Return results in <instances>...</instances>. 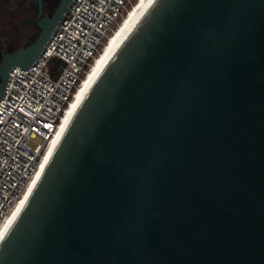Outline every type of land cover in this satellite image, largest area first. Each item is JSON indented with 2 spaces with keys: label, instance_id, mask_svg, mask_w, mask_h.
Here are the masks:
<instances>
[{
  "label": "water",
  "instance_id": "1",
  "mask_svg": "<svg viewBox=\"0 0 264 264\" xmlns=\"http://www.w3.org/2000/svg\"><path fill=\"white\" fill-rule=\"evenodd\" d=\"M72 1L3 55L0 98ZM0 264H264V0H153L71 116Z\"/></svg>",
  "mask_w": 264,
  "mask_h": 264
},
{
  "label": "built area",
  "instance_id": "2",
  "mask_svg": "<svg viewBox=\"0 0 264 264\" xmlns=\"http://www.w3.org/2000/svg\"><path fill=\"white\" fill-rule=\"evenodd\" d=\"M131 0H73L28 67L10 69L0 98V228L30 183L61 119ZM40 138L34 147L30 139Z\"/></svg>",
  "mask_w": 264,
  "mask_h": 264
},
{
  "label": "bare ground",
  "instance_id": "3",
  "mask_svg": "<svg viewBox=\"0 0 264 264\" xmlns=\"http://www.w3.org/2000/svg\"><path fill=\"white\" fill-rule=\"evenodd\" d=\"M153 0H136V2L131 5L129 11L127 10V14L123 16L122 21L116 27L113 32L108 36L106 39L107 41L102 46V49L95 57L94 61L92 62L89 70L86 72L85 76L83 77L80 85L78 86L75 94L70 101L61 122L54 134L51 138L47 148L45 149L43 156L38 164V167L27 186L22 197L18 200L10 214L7 216L6 221L0 228V240L3 237L4 233L11 225L21 208L23 207L24 203L28 199L29 195L31 194L32 190L34 189L35 185L37 184L43 169L52 154L58 140L60 139L64 129L66 128L71 116L73 115L74 111L82 101L83 97L85 96L87 90L89 89L92 81L94 80L97 72L102 67L106 59L112 53V51L119 45V43L126 37V35L132 30L135 26L137 21L139 20L142 13L150 6Z\"/></svg>",
  "mask_w": 264,
  "mask_h": 264
},
{
  "label": "flooded vegetation",
  "instance_id": "4",
  "mask_svg": "<svg viewBox=\"0 0 264 264\" xmlns=\"http://www.w3.org/2000/svg\"><path fill=\"white\" fill-rule=\"evenodd\" d=\"M60 3L61 0H0V61L4 54L33 46Z\"/></svg>",
  "mask_w": 264,
  "mask_h": 264
},
{
  "label": "rangeland",
  "instance_id": "5",
  "mask_svg": "<svg viewBox=\"0 0 264 264\" xmlns=\"http://www.w3.org/2000/svg\"><path fill=\"white\" fill-rule=\"evenodd\" d=\"M136 2V0H131V5H133L134 3ZM131 8V6L129 5V7H128V11H129V9ZM127 13H125V15H126ZM124 15V16H125ZM122 21V19L120 20V21H118V25H119V23ZM118 25H116L115 27H114V29L113 30H115L116 29V27L118 26ZM111 34V33H110ZM107 41V40H106ZM41 140H40V138H34V139H30V141H29V144L32 146V147H34L37 143H39Z\"/></svg>",
  "mask_w": 264,
  "mask_h": 264
}]
</instances>
